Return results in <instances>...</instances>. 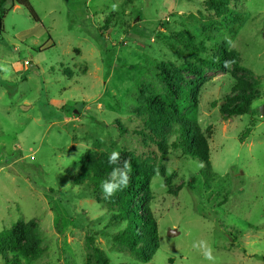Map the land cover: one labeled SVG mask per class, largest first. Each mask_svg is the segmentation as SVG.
<instances>
[{
    "label": "rangeland",
    "instance_id": "obj_1",
    "mask_svg": "<svg viewBox=\"0 0 264 264\" xmlns=\"http://www.w3.org/2000/svg\"><path fill=\"white\" fill-rule=\"evenodd\" d=\"M29 1L41 21L9 1L0 37V68L8 70H0V231L22 221L44 250L36 259L18 254L21 264L94 263L92 234L110 264H207L191 247L197 239L218 264H264V118L220 113L238 79L259 95L253 108L264 105V0H229L222 16L210 0ZM220 47L238 51L246 71L195 59ZM164 74L199 98L210 169L172 146L175 134L165 153L142 120L161 98ZM113 150L149 175L134 201L157 222L148 262L113 242L125 226L114 219L117 206L76 181L87 160L111 169ZM0 264L12 263L0 256Z\"/></svg>",
    "mask_w": 264,
    "mask_h": 264
},
{
    "label": "trees",
    "instance_id": "obj_2",
    "mask_svg": "<svg viewBox=\"0 0 264 264\" xmlns=\"http://www.w3.org/2000/svg\"><path fill=\"white\" fill-rule=\"evenodd\" d=\"M9 1L12 7L19 6L28 11L34 21H41L29 0H0V37L4 32V19L9 12L7 8ZM210 5L217 14L222 16L228 10L229 0H210ZM195 59L202 67L222 71H228V68L224 67V61L231 60L234 61L233 70L246 71V68L241 66L239 52L228 51L224 47H220L210 58L197 57ZM186 65L189 70L198 68L193 63L187 62ZM160 78L164 82L161 98L159 101L152 99L148 102L146 111L141 114L142 120L148 126L149 131L161 137L159 145L165 153L168 148L167 141L175 134L176 139L171 145L180 149L186 157L199 161L206 169H210L209 137L201 130L196 118L199 98L194 92L177 87L171 81L165 82V74ZM232 92L233 96H228L227 102L220 106L221 114L227 117L259 114V109L252 106L253 101L259 95L253 91L251 85L238 79ZM186 107L188 110L184 111ZM254 125L252 121L251 127L242 133L241 142L249 137ZM131 165L130 185L108 199L110 203L117 206V215H114V219L125 223L122 230L112 235V239L117 245L127 248L135 258L148 262L158 248L157 222L149 206L138 209L134 201L142 198L141 188L147 186L149 175L133 161ZM110 171L111 169H106L98 160H87L76 181L87 183L93 191L103 194L100 185L103 180L107 179ZM94 236L95 234L89 235L86 239V249L92 252L96 260L88 264H110L105 253L95 245ZM43 251L38 234L22 221L9 229L0 231V256L8 263L21 264L22 261L18 254L29 259H36Z\"/></svg>",
    "mask_w": 264,
    "mask_h": 264
},
{
    "label": "clouds",
    "instance_id": "obj_3",
    "mask_svg": "<svg viewBox=\"0 0 264 264\" xmlns=\"http://www.w3.org/2000/svg\"><path fill=\"white\" fill-rule=\"evenodd\" d=\"M111 7L112 10L115 11L119 6L118 4H112ZM225 42L229 48L235 47V42L231 38L226 37ZM233 63L234 61L226 60L224 61V67L230 68ZM0 70L5 72L8 71L6 68H0ZM107 163L112 166L111 171L109 172L107 179L103 180L100 185L104 199L106 200L111 199L118 192L126 189L130 185L132 179L131 162L128 159H123L119 151L113 150L108 155ZM199 167H203V164L201 163ZM77 171H79L78 168ZM172 171L173 169L171 167L165 168L166 175H171ZM154 174L156 177L161 176L159 168L154 170ZM191 247L193 250L200 253V255L203 257V261H206L207 264H218L217 258L214 255V249L207 240H194Z\"/></svg>",
    "mask_w": 264,
    "mask_h": 264
},
{
    "label": "water",
    "instance_id": "obj_4",
    "mask_svg": "<svg viewBox=\"0 0 264 264\" xmlns=\"http://www.w3.org/2000/svg\"><path fill=\"white\" fill-rule=\"evenodd\" d=\"M16 11L19 12V13H24V9L22 7H16ZM259 113L261 114V116L264 118V105H262L260 108H259ZM175 234V230H171L170 231V235H174Z\"/></svg>",
    "mask_w": 264,
    "mask_h": 264
},
{
    "label": "crops",
    "instance_id": "obj_5",
    "mask_svg": "<svg viewBox=\"0 0 264 264\" xmlns=\"http://www.w3.org/2000/svg\"><path fill=\"white\" fill-rule=\"evenodd\" d=\"M16 7H18V6H16Z\"/></svg>",
    "mask_w": 264,
    "mask_h": 264
}]
</instances>
